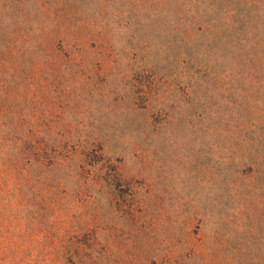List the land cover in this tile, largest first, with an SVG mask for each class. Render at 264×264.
I'll use <instances>...</instances> for the list:
<instances>
[{
    "label": "rangeland",
    "instance_id": "obj_1",
    "mask_svg": "<svg viewBox=\"0 0 264 264\" xmlns=\"http://www.w3.org/2000/svg\"><path fill=\"white\" fill-rule=\"evenodd\" d=\"M0 264H264V0H0Z\"/></svg>",
    "mask_w": 264,
    "mask_h": 264
}]
</instances>
